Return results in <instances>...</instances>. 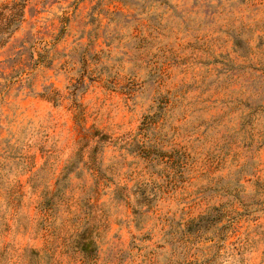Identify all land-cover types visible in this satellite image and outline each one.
<instances>
[{"label":"rangeland","instance_id":"374dc122","mask_svg":"<svg viewBox=\"0 0 264 264\" xmlns=\"http://www.w3.org/2000/svg\"><path fill=\"white\" fill-rule=\"evenodd\" d=\"M0 264H264V0H27Z\"/></svg>","mask_w":264,"mask_h":264},{"label":"trees","instance_id":"16d2710c","mask_svg":"<svg viewBox=\"0 0 264 264\" xmlns=\"http://www.w3.org/2000/svg\"><path fill=\"white\" fill-rule=\"evenodd\" d=\"M26 1L10 0L0 3V46L21 26ZM77 117H79V114Z\"/></svg>","mask_w":264,"mask_h":264}]
</instances>
